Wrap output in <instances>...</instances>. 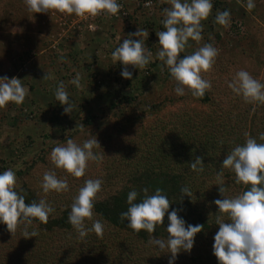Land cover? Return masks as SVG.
I'll use <instances>...</instances> for the list:
<instances>
[{
  "label": "trees",
  "instance_id": "1",
  "mask_svg": "<svg viewBox=\"0 0 264 264\" xmlns=\"http://www.w3.org/2000/svg\"><path fill=\"white\" fill-rule=\"evenodd\" d=\"M128 1L135 5V10H144L136 0H126L125 3ZM239 1L240 9L232 7V0L228 3L212 0V13L202 21L203 40L197 43L189 39L191 46L181 53V58L192 54L205 43L212 44L219 51L213 71L203 74L210 81L211 89L202 99L190 94L178 96L176 81L157 57L160 45L156 32L165 30L161 21L163 10L171 7L169 2L161 1L157 5L159 0H155L150 9L157 10L144 19V26L149 28L146 48L151 51L152 60L143 70L132 68L130 71L128 67L132 72L131 80L141 78L145 85L158 84L161 93L156 96L140 95L137 86L132 84L134 93L122 96L119 92L113 99L112 95L105 98L107 94H115L111 84L122 77V65L119 75L102 78L103 87L108 86L103 100L87 96L82 103L73 104L70 114H65L64 107L55 103L56 82L71 81L75 74L68 73L69 68H66L61 77L54 79L56 82L51 83L48 79V82L42 80L37 84L40 68L43 69L44 65L50 67L52 61H43L47 56L43 49L47 43L33 46L31 41L25 40L27 46L20 49L18 56L20 67L31 59L45 64H36L25 74L26 77L16 78L29 91L36 89L40 96H48L49 102L42 105L27 95L21 106L7 105L5 109L11 111V116L4 117V114L0 120L7 118L16 128L23 123L31 128V132L26 135L27 141H9L14 145L22 144L25 156L1 149L0 174L12 169L17 176V191L25 197L26 204L45 199L55 211L50 214L46 225L34 221L27 226L29 233L38 232L32 238L24 237V225L12 235L6 225L0 223V264H169L171 254L167 249L160 251L149 243L146 231L137 235L127 227V220L120 219V214L129 207L127 194L135 190L138 196L134 203H139L144 198V188H148L149 195L160 188L171 202L169 213L176 210L185 226L204 225L195 236L191 252L182 251L173 264H219L213 255L214 236L219 230L216 224L219 210L214 201L223 199L217 173H224L225 197L232 198L246 191L245 186L235 182L234 172L222 168V162L234 147L245 143V132L258 143H264L259 139L260 133L264 132V105L245 103L242 96L228 87L240 70L248 71L253 78L264 83V0H254L255 8L251 11L246 8L247 0ZM23 2L0 0V34L10 33L22 25L23 16L28 19L32 16L25 10L27 6ZM225 10L230 13L227 28L215 23L217 11ZM133 11L128 12L123 20L130 21ZM34 15L41 16L39 13ZM14 44V47L18 46ZM48 73L53 75L51 71L44 74ZM131 80L124 79L125 86L129 87ZM54 84L52 93L50 86ZM97 84L101 83L97 81ZM87 88L89 92L93 91V88ZM4 122L8 124V121ZM92 136L101 147L93 151L102 155L103 160L99 164L89 162L84 177L77 179L55 168L50 153L57 144H66L68 139L82 144ZM35 141H39V145L32 150ZM197 157L202 158L203 172L191 170L190 164ZM45 171H54L58 178H66L69 191L45 194L41 188ZM86 179L103 182L94 208L95 219L105 225L102 239L94 232L80 238L68 221L73 199ZM184 187L190 189L191 197L182 196ZM223 219L230 222L227 215H223ZM168 223L166 214L163 226L158 227L153 236L166 241ZM86 228H91V222H86Z\"/></svg>",
  "mask_w": 264,
  "mask_h": 264
},
{
  "label": "clouds",
  "instance_id": "2",
  "mask_svg": "<svg viewBox=\"0 0 264 264\" xmlns=\"http://www.w3.org/2000/svg\"><path fill=\"white\" fill-rule=\"evenodd\" d=\"M168 2L171 7L163 10L164 19L161 21L165 30L156 32L160 45L157 57L176 81L175 92L178 96L190 94L194 98L202 99L206 91L211 89L210 81L205 79L203 74L213 71L219 51L212 44L205 43L192 54L181 58V53L191 46L189 39L197 43L203 40L202 21H206L212 13V0ZM24 3L27 10L34 14H74L81 20H94L101 16L111 18L117 16L122 7L117 0H24ZM246 8L249 11L254 9V0H247ZM215 23L227 28L230 25L229 11H217ZM133 36L136 38L133 39ZM148 36L146 29L138 28L129 36L131 38L124 39L112 52L113 61H119L124 66L121 72L123 78L132 79L129 66L143 70L150 63L152 53L145 47L142 39ZM61 60L63 61V57ZM43 79L54 77L48 73ZM70 83L80 87L79 73ZM228 87L236 95L242 96L245 103L264 105V83L253 78L248 71H238ZM28 94L29 89L23 86L20 79L0 78V109H5L9 103L21 106ZM55 100L64 107L65 114L72 112L74 105L63 81L56 89ZM244 135L245 143L234 147L226 155L221 166L234 172L235 182L242 184L247 190L232 198L225 197L227 188L224 186V173H217L219 193L223 199L214 201L219 210L216 218L219 230L214 236L213 255L219 264H264V143H258L247 132ZM259 139L264 141V132L260 133ZM96 148L101 149L94 136L84 140L82 144L68 139L66 144H57L51 150L50 160L56 169L79 179L85 176L89 162L99 164L103 160L102 155L93 151ZM190 167L192 171L203 172L202 158H195ZM102 183L100 179H86L73 199L68 221L80 238L86 237L89 232L103 238L105 225L95 219L94 211ZM18 187L17 176L12 169L0 174V223L5 224L12 235L24 225V237L32 238L37 236L38 232L29 233L27 226L32 225L34 221L46 225L55 209L45 199L26 204L25 197L17 191ZM41 188L45 194H60L69 191V184L66 178H58L54 171H45ZM143 192L144 198L139 203H134L138 196L135 190L127 194L129 207L120 214V219L127 220V227L137 235L146 231L150 237L149 243L157 246L160 251L167 249L171 254L169 264H173L182 251L191 252L195 236L204 229V225L185 226V221L176 210L169 213L171 202L162 194L160 188H156L153 195L148 194V188H144ZM181 194L188 197L192 195L187 187L181 189ZM166 214L169 223L165 241L155 238L153 233L163 226ZM223 215H227L230 222H224ZM86 222H91V228H86Z\"/></svg>",
  "mask_w": 264,
  "mask_h": 264
},
{
  "label": "rangeland",
  "instance_id": "3",
  "mask_svg": "<svg viewBox=\"0 0 264 264\" xmlns=\"http://www.w3.org/2000/svg\"><path fill=\"white\" fill-rule=\"evenodd\" d=\"M161 1L168 3V0H159L157 5H159ZM225 1L227 3L229 2V0ZM232 1L234 2L232 7L240 9L237 4L240 3V1ZM182 2H184V0H182ZM127 3H124L123 5L126 13L128 14V12L134 10V15L130 21L121 20V18L111 21L110 19L103 17L100 21L98 20L95 22L96 28L93 32L76 30L71 25V16L67 15H64L61 20H58L57 18L48 19L43 16L37 17L32 13V16L29 19L26 18V16H23L25 19L22 25L16 26L14 30L12 29L10 31V33L3 31L4 33L0 34V78L7 77L8 79H11L17 76L21 77L28 71H32L31 68L36 66V64H41L38 63V60L31 59L25 63L24 66L20 67L18 64V56L21 53L20 49H24L27 46L25 40L31 41L33 46L47 43V46L45 47L46 49H43L46 50V55L48 57L46 56L43 58V61H46L45 63L52 61V63L50 67H45L44 65L43 69H41L42 67L40 68L37 84H40L42 80H44V73L50 71L53 72L54 79L56 80V78L58 79V77L62 76V73H65L66 68H69L67 71L68 73H74L75 76L77 73L80 75L79 88L71 84L70 80H63L65 89L69 94V99L73 102V104L82 103L87 96L88 98H91L92 96V99L94 96L96 99L100 97V99L103 100L104 91L108 89V86L103 87L102 78L111 79L114 75H119V69L120 67L122 68V64L119 61H113L112 52L120 45V43L123 42L124 39L131 38L129 36L135 33L138 28L141 30L146 29L149 32V28L145 27L143 24L144 19L149 17L153 11L155 12L157 10H135V5H133L131 1H128ZM126 4L128 7H125ZM229 7L231 6H228V8ZM26 9L27 8H25V10ZM158 13L159 12H157V14ZM162 19H164V15H162ZM88 33H92L91 35L93 36H90ZM13 34L18 36L14 38L15 35ZM132 38L135 39L136 37L133 36ZM142 39H144V45L146 47V39L148 38ZM156 40H158V38H156ZM49 41L51 42L50 45L48 44ZM14 43H17L19 48L18 46L14 47L16 45ZM51 45L54 46L52 47ZM62 57L63 61L61 60ZM262 58L264 59V54H262ZM43 61L42 64H45ZM129 70H132L131 66H129ZM74 78L75 77H72L71 79L73 80ZM54 79H49V81H51V83H53V81L56 82ZM124 79L125 78L120 76L119 80L114 81L113 84H111V88L112 91H116L115 94H107L105 98L108 97V95H112L113 99V96L115 97V95L119 92L122 96L134 93L133 88L131 87L132 84L137 86L136 89H139L137 92L140 93V95H144V93H146L148 96H156L161 93L160 89L157 88V83L145 85L143 79L134 78L135 80H131L130 86L127 87L124 84ZM97 81L101 84L98 85ZM59 82H56L57 87ZM55 86L56 84H54V86H50V91L52 93H54L53 91L55 90ZM87 86L91 89L93 88V91L89 92V88H87ZM24 87L27 88L26 85ZM28 96L33 100H37L42 105L49 102V97L40 96L36 89L29 91ZM55 103L62 106L58 101H55ZM3 115L4 117L11 116V111L0 109V116ZM4 121H8V124ZM16 127L17 126H14V122L10 125V121L7 118L0 120V151L1 149L4 151L10 150L14 155L21 154L22 156H25L26 154L22 149V144L14 145L9 143V141L10 139H14L15 141L23 139L27 141L26 135L30 134L31 128L25 126L23 123H20V127ZM37 142L39 141H35V145L31 147L32 150L38 148L36 147L39 145ZM6 154L8 153L5 152V155Z\"/></svg>",
  "mask_w": 264,
  "mask_h": 264
},
{
  "label": "built area",
  "instance_id": "4",
  "mask_svg": "<svg viewBox=\"0 0 264 264\" xmlns=\"http://www.w3.org/2000/svg\"><path fill=\"white\" fill-rule=\"evenodd\" d=\"M126 0H117V2L119 4L122 5L120 12L118 13L117 16L108 18L107 16H101V17H97L96 19H89V20H81L78 17H76L74 14L71 16V25L72 27H74L76 30L80 31V30H85L87 32H93L95 30V22H97L98 20L100 21V19H103V17H106L108 19H110L111 21H114L115 19H124L127 15L125 9H124V3ZM137 3H141L142 7L144 8V10H149L150 8L153 7L155 0H136ZM147 5V6H146ZM41 16L44 17H49L50 19L52 18H57L58 20H61L62 17L64 16V14H53V13H49V14H41L39 13ZM65 24V23H64ZM52 47L54 45H51Z\"/></svg>",
  "mask_w": 264,
  "mask_h": 264
},
{
  "label": "crops",
  "instance_id": "5",
  "mask_svg": "<svg viewBox=\"0 0 264 264\" xmlns=\"http://www.w3.org/2000/svg\"><path fill=\"white\" fill-rule=\"evenodd\" d=\"M90 36H93V35H91L92 33H88ZM89 35H87V36H89Z\"/></svg>",
  "mask_w": 264,
  "mask_h": 264
}]
</instances>
